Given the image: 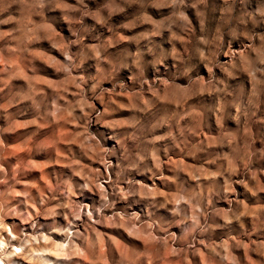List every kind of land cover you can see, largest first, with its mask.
Returning <instances> with one entry per match:
<instances>
[{
	"label": "rangeland",
	"instance_id": "rangeland-1",
	"mask_svg": "<svg viewBox=\"0 0 264 264\" xmlns=\"http://www.w3.org/2000/svg\"><path fill=\"white\" fill-rule=\"evenodd\" d=\"M0 234L6 264H264V0H0Z\"/></svg>",
	"mask_w": 264,
	"mask_h": 264
},
{
	"label": "bare ground",
	"instance_id": "bare-ground-1",
	"mask_svg": "<svg viewBox=\"0 0 264 264\" xmlns=\"http://www.w3.org/2000/svg\"><path fill=\"white\" fill-rule=\"evenodd\" d=\"M10 240H9V237H2V235L0 234V264H6L5 262H4V259L1 257L2 255H5V250H4V248H6L5 246L6 245H8L9 246V244H11L10 242H9ZM13 246V251H11L10 252V254L9 255H11L12 257L14 256L15 258H20V257H23V256H25V255H29L32 259L33 258H35V257H38V258H44V256L45 255H43V254H38V253H41V252H38V250L37 249H35V248H32V247H30L29 249H24V250H21L20 252H16L15 250H18L19 249V247L18 246H14V245H12ZM46 247V246H45ZM43 248V247H42ZM41 250V249H40ZM39 250V251H40ZM48 250V249H47ZM46 250V251H47ZM43 251V250H42ZM45 253V252H44ZM36 254H37V256H36ZM24 264V263H23ZM26 264V263H25Z\"/></svg>",
	"mask_w": 264,
	"mask_h": 264
}]
</instances>
